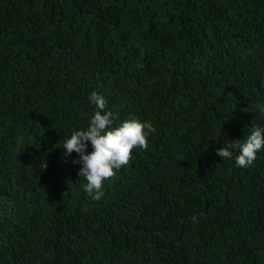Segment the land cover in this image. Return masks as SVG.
Returning a JSON list of instances; mask_svg holds the SVG:
<instances>
[{
    "label": "trees",
    "instance_id": "trees-1",
    "mask_svg": "<svg viewBox=\"0 0 264 264\" xmlns=\"http://www.w3.org/2000/svg\"><path fill=\"white\" fill-rule=\"evenodd\" d=\"M262 81L264 0H0V264H264V148L216 154ZM92 91L155 128L99 201L62 148Z\"/></svg>",
    "mask_w": 264,
    "mask_h": 264
},
{
    "label": "clouds",
    "instance_id": "clouds-1",
    "mask_svg": "<svg viewBox=\"0 0 264 264\" xmlns=\"http://www.w3.org/2000/svg\"><path fill=\"white\" fill-rule=\"evenodd\" d=\"M88 99L95 108L87 127L72 132L64 140L62 148L65 156H71L73 152L77 154L73 163L80 165L78 175L85 181L84 191L92 200L99 201L105 195L104 182L128 164L134 148H147V138L155 132V128L151 122L135 118L114 126L116 117L113 112L106 110L105 97L92 91ZM257 112L264 116V103L257 105ZM89 143L92 149L90 152ZM262 148L264 126H255L242 141L220 147L216 154L222 159H234L236 167L247 168ZM233 150L237 153L235 156ZM192 222L198 223V217L193 215Z\"/></svg>",
    "mask_w": 264,
    "mask_h": 264
}]
</instances>
